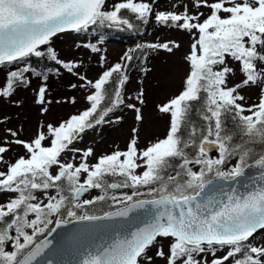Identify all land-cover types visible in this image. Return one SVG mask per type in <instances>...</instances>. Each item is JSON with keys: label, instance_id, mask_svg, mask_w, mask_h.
<instances>
[{"label": "snow or ice", "instance_id": "snow-or-ice-1", "mask_svg": "<svg viewBox=\"0 0 264 264\" xmlns=\"http://www.w3.org/2000/svg\"><path fill=\"white\" fill-rule=\"evenodd\" d=\"M155 4L156 0L112 4L109 0H0V64L19 63L47 53L72 73L78 67L75 62L60 61L54 49L48 46L41 50L40 46L50 45L51 38L65 30L97 24L131 29L134 25L125 11L142 23L154 17L157 23L193 37L185 57L190 72L183 90L158 106L161 113L170 114L169 129L164 138L144 149H138L137 139L132 138L126 150L102 155L89 164L92 148L71 147L86 129L105 123L109 113L124 103L128 76L123 70L126 65L121 63L104 70L94 82L80 77L94 89L86 97L90 102L86 110L58 126L49 124L30 141L18 139L15 131L7 130L13 140L5 137L0 142V165L4 166L0 170V194L7 196L0 202V264H38L37 258L51 244L48 237L56 227L72 220L128 219L135 210L144 208L150 213L146 221L127 234L117 232L110 243L95 254L89 253L82 264H156L157 258L163 264H264V243H256V236L264 231V171L245 191L216 183H235L252 166L250 158L264 169V0H193L195 12L187 4L182 5V12L158 10ZM201 7L210 14L199 12ZM147 47L172 51L169 43ZM93 51L98 49L93 46ZM133 51L130 49L122 59L130 61ZM229 59L243 76L234 85H229V79L237 69L229 66ZM29 72V66L11 71L0 85V96H9L16 87L27 85L30 80L25 74ZM43 79L46 81L47 76ZM250 86L259 88L257 101L252 103L241 94L242 88ZM45 93L46 85L41 84V102ZM136 99L143 103L140 96ZM194 106L200 124L189 119ZM127 107L136 111L137 120L141 119L135 104L128 103ZM226 114L236 121L239 142L226 131ZM13 143L21 146L24 154L6 158ZM256 145L262 148L258 158ZM213 150L218 156L210 155ZM66 151L79 153L80 162H63L61 155ZM233 157L237 159L228 167ZM138 168L144 169L142 173L137 174ZM108 177L119 179L109 182ZM122 188L131 189L130 194L108 195L109 190ZM94 189L102 194L81 199ZM145 196L149 198H141ZM108 200L119 207L102 216L77 211ZM53 224L56 227H49ZM162 239L169 241L167 251ZM153 248L156 251L150 255Z\"/></svg>", "mask_w": 264, "mask_h": 264}, {"label": "rangeland", "instance_id": "rangeland-1", "mask_svg": "<svg viewBox=\"0 0 264 264\" xmlns=\"http://www.w3.org/2000/svg\"><path fill=\"white\" fill-rule=\"evenodd\" d=\"M115 2H119V0H109V4ZM184 4H187L191 11H197L192 7L193 0H156L155 7L162 11L182 12ZM173 5H177V7L173 8ZM198 11L210 14L209 10L204 7L199 8ZM109 30L111 31L106 35L88 37L71 32L62 33L52 38L50 45L40 46L41 50L50 46L60 61L75 62L78 67L70 73L61 64L49 58V62L37 65L35 71L25 74L30 80L27 85L16 87L9 96H0V142L5 137L9 141L13 140L8 129L17 133L16 138L30 141L39 130L46 131L49 124L58 126L61 122L69 119L71 115L86 110L90 107V102L86 100V97L94 92V89L80 77H86V80L94 82L104 70L115 63L123 65L124 54L137 45L141 47L138 48L133 69L125 73L128 80L123 88L124 103L109 113L105 118V123L86 129L71 147L80 150L92 148L94 154L88 158L89 164H92L102 155L110 154L116 150H126L132 138L137 139L138 149H144L150 143L165 137L169 129L170 114L161 113L158 106L183 90L186 75L190 72V64L186 62L185 57L190 52L193 37L184 30L157 23L154 17L148 23L137 21L129 31ZM163 43H169L172 46V51L169 52L160 47H147L149 44ZM174 45H179V47ZM93 46L98 51H93ZM228 63L229 66L237 69L235 75L230 77L229 85L239 83L243 76L238 70V65L234 64L231 59L228 60ZM25 66H28L25 61L1 65L0 85L5 84L11 71L22 69ZM44 76H47L46 81L43 79ZM41 84L46 85L43 102L38 96V88ZM241 94L245 96L248 103H252L257 101L259 88L256 86L245 87L241 89ZM137 96H140L143 103L136 99ZM128 103L135 104L140 109V120L136 119V111L127 107ZM133 129H136L135 133H133ZM44 143L47 145L48 142ZM10 147L11 151L6 154V158L24 154V149L21 146L13 143ZM74 155L75 160H73ZM213 156H218V153L215 152ZM236 159L233 157L229 160L227 166L231 167ZM61 160L65 163L72 161L78 164L80 162L79 153L74 154L71 151H66L62 153ZM3 167L0 165V170ZM143 170V168H138L136 172L139 174ZM84 176L85 174L81 175V182H83ZM113 179L119 178L111 177L108 180L112 182ZM139 190L146 192L147 188ZM123 192L130 194L131 189L109 190L108 195L119 196ZM101 194L99 189H94L85 193L81 199H92ZM5 199H7L6 194H0V202ZM106 203L109 207L104 211L119 206L114 205L111 200ZM87 210L86 206V208L77 211L79 214H83ZM56 218L58 217H53V219ZM64 218L68 219L66 214ZM168 243L167 239L161 240L165 251L168 250ZM256 243H264V231L256 236ZM155 251L156 249L153 248L149 254L151 255ZM156 264H163V261L157 258Z\"/></svg>", "mask_w": 264, "mask_h": 264}, {"label": "water", "instance_id": "water-1", "mask_svg": "<svg viewBox=\"0 0 264 264\" xmlns=\"http://www.w3.org/2000/svg\"><path fill=\"white\" fill-rule=\"evenodd\" d=\"M136 53L137 50L133 52V58L126 61L125 71L131 70ZM214 152L215 150L210 155ZM249 164L252 166L246 168L244 175L239 177L235 183L232 181H217V185L224 188L235 186L240 191H245L246 187L251 189L259 181L261 172L264 169L256 166L254 160ZM149 214L148 208H144L135 210L128 219L111 218L91 222L72 220L70 223L62 224L59 227L53 224L52 227H56V231L48 237L51 244L45 249L44 254L37 258L38 264H47L48 261H51V264H82L89 253L95 254L102 246L110 243L117 232L122 235L127 234L135 226H139L143 221H146ZM98 215L102 216L103 213Z\"/></svg>", "mask_w": 264, "mask_h": 264}, {"label": "trees", "instance_id": "trees-1", "mask_svg": "<svg viewBox=\"0 0 264 264\" xmlns=\"http://www.w3.org/2000/svg\"><path fill=\"white\" fill-rule=\"evenodd\" d=\"M125 15L128 16V18L130 19V22L133 23V25L136 24L137 20L133 19L132 18V14L130 13H127L125 11ZM107 26H90L88 29H83V30H78L79 32L81 31L82 32H86L88 35H92V34H102L104 33L105 31H107ZM119 29H122V30H125V31H128L130 30L129 28H127V26H124V27H121ZM49 58L45 56H42V57H36L34 55L30 56L28 58V63H29V66L30 68L35 71L37 69V65H44L46 64L47 62H49ZM116 75L114 74V77ZM106 87H109V86H106ZM194 105H197L198 106V102H193ZM189 119L196 123V124H200L202 123L201 121V118L200 116L197 114V110H196V107L194 106L191 110V112L189 113ZM224 123H225V128H226V131L230 134H234V138L236 139L237 142H239V137H240V133H239V130L236 128V121L232 118L231 114H226L224 117ZM262 151V148L260 145H256L254 147V153L256 155V157L259 156V154L261 153ZM250 160H253V159H249ZM110 177H108L109 179ZM109 206L107 205L106 202H98L97 204L95 205H89L87 206L88 210L87 212L89 214H97V213H101L103 212L106 208H108Z\"/></svg>", "mask_w": 264, "mask_h": 264}]
</instances>
